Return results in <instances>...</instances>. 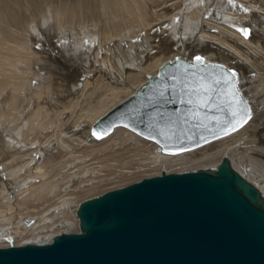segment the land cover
Returning <instances> with one entry per match:
<instances>
[{
    "label": "bare ground",
    "instance_id": "6f19581e",
    "mask_svg": "<svg viewBox=\"0 0 264 264\" xmlns=\"http://www.w3.org/2000/svg\"><path fill=\"white\" fill-rule=\"evenodd\" d=\"M235 4L0 0V247L51 241L76 227L82 202L110 189L163 172L216 170L224 160L264 200V0ZM72 40L94 46L76 51ZM133 43L143 47L137 60L118 65L108 57L111 47ZM97 49L110 67L99 64ZM197 56L237 74L250 115L242 127L172 151L122 124L96 133L101 118L167 63L195 66ZM45 231L55 233L32 240Z\"/></svg>",
    "mask_w": 264,
    "mask_h": 264
},
{
    "label": "water",
    "instance_id": "95a60500",
    "mask_svg": "<svg viewBox=\"0 0 264 264\" xmlns=\"http://www.w3.org/2000/svg\"><path fill=\"white\" fill-rule=\"evenodd\" d=\"M227 74L213 63H167L95 131L122 124L165 151L230 132ZM199 82L212 88L203 108L193 94ZM78 216V232L0 247V264H264V200L227 160L216 170L163 172L107 191L82 202Z\"/></svg>",
    "mask_w": 264,
    "mask_h": 264
},
{
    "label": "snow or ice",
    "instance_id": "6c2138e0",
    "mask_svg": "<svg viewBox=\"0 0 264 264\" xmlns=\"http://www.w3.org/2000/svg\"><path fill=\"white\" fill-rule=\"evenodd\" d=\"M230 4L233 6H237L235 4V0H228ZM243 11H247V9H242ZM237 31L241 32L242 35L245 36V38L249 35V30L247 28H238ZM197 63H203V58L200 56H197L194 58ZM237 74L234 71H230L229 74H227V77L223 80V83L226 85V88L224 90V95L228 98V106L230 109V116L231 121L229 122V127L232 131H235L237 127H242L244 123H247V120L250 118V115L248 114V110L242 109L239 107L241 104V101L238 98V92L235 88V81H236ZM216 84L221 83V80L217 79L215 81ZM212 91V88L210 85H207L203 82L197 83V86L195 89H193V94H195L198 99L195 102L197 107H206L207 106V98L206 94ZM190 103H193V101H189ZM227 134V133H226ZM94 135H96L94 133ZM97 138H100L97 136Z\"/></svg>",
    "mask_w": 264,
    "mask_h": 264
},
{
    "label": "rangeland",
    "instance_id": "374dc122",
    "mask_svg": "<svg viewBox=\"0 0 264 264\" xmlns=\"http://www.w3.org/2000/svg\"><path fill=\"white\" fill-rule=\"evenodd\" d=\"M66 42V41H65ZM63 40L62 41H59V42H57V45H59L60 47H62L63 49H66V46L67 45H65V44H67V43H65ZM74 40H72V42H68L69 44H70V46L73 48H75L76 49V51L77 50H82V51H84V50H86L87 48L89 49V48H92L93 46H94V42H91L90 41V44H83L82 42H80V43H77V44H74ZM59 43V44H58ZM79 44L80 45H82V47L81 46H79ZM141 44V43H140ZM140 44H135V43H133L132 45H130V46H121V47H111L110 49H108V57H113V59L116 61V60H118V62H117V64L118 65H120V64H122V65H125L124 64V62L126 63V62H129V63H131V62H133V61H135V60H137L139 57H140V50H143V47L140 45ZM137 46V47H136ZM78 47V48H77ZM116 48V49H115ZM140 48V49H139ZM99 51V52H98ZM121 51H123L122 53H121ZM102 52L103 51H101V49H97V54L100 56L99 58V64L100 65H102L103 67H110L111 65H108V62H107V59L109 60V58H104V60H103V55H102ZM130 52V53H129ZM119 53V54H118ZM106 54H107V51H106ZM123 55V57H122V55ZM87 56V54H83V56ZM117 56H119V57H117ZM123 58V59H122ZM129 60H128V59ZM126 59V60H125ZM122 60V61H121ZM121 61V62H120ZM109 62H111V61H109ZM50 64V63H49ZM213 64H215V63H213ZM217 65H219V64H217ZM227 71V70H226ZM160 115V114H159ZM157 119H159V117L157 118ZM20 129L22 130V131H25V129L26 128H24V126L22 127V126H20ZM185 171H190V170H182L181 172H185ZM140 178V177H139ZM141 178H143V177H141ZM138 180V179H137ZM136 181V180H135ZM104 190H105V188H104ZM110 190H112V189H110ZM104 192V191H103ZM99 193H102V190L101 191H96L95 193H93V195H92V197L93 196H95V195H97V194H99ZM91 196V195H90ZM90 196H88V198L90 197ZM87 198V197H86ZM71 209H73V208H71ZM79 225H80V221L78 222V224L76 225V227H74V228H66V229H62V232H64V233H66V232H78L79 231ZM54 229H58V228H54ZM53 229V230H54ZM57 230H55V232H56ZM54 232V233H55ZM54 233H51L50 231H45V232H38L37 233V238L36 239H32L33 241H36V240H38V239H40V240H46L47 239V237L49 236V234H54ZM44 236V237H43ZM51 236H53V235H51ZM0 242H2V240H0Z\"/></svg>",
    "mask_w": 264,
    "mask_h": 264
}]
</instances>
